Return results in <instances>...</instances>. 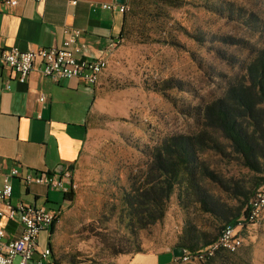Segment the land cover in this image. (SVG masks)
<instances>
[{
    "label": "rangeland",
    "instance_id": "1",
    "mask_svg": "<svg viewBox=\"0 0 264 264\" xmlns=\"http://www.w3.org/2000/svg\"><path fill=\"white\" fill-rule=\"evenodd\" d=\"M160 3L148 23L128 17L105 73L110 98H103L105 111L90 116L84 175L55 227L58 264H114L188 235L198 249L240 220L264 190V175L244 165L208 116L231 89L250 86L248 68L264 50V0ZM173 140L193 144L197 174L175 188L163 221L144 227L146 218L133 217L130 203L135 189L158 174L154 156ZM243 235V247L224 252V264H264V211Z\"/></svg>",
    "mask_w": 264,
    "mask_h": 264
},
{
    "label": "crops",
    "instance_id": "2",
    "mask_svg": "<svg viewBox=\"0 0 264 264\" xmlns=\"http://www.w3.org/2000/svg\"><path fill=\"white\" fill-rule=\"evenodd\" d=\"M115 3L117 0H45L21 2L14 8L0 4V48L15 47L22 52L61 48L73 31L80 30L79 43L86 46L80 57L90 60L106 58L111 64L121 48L126 17L117 10H105L102 6ZM106 71L97 86H88L77 79L57 82L45 79L39 64L25 83H20L10 70L1 69L0 169L7 172L18 167L22 172L54 173L72 167L76 180L81 181L84 150L91 135L90 116L105 111L103 98H110L111 94ZM41 95L48 98V109H42L37 103ZM64 196L43 186L27 188L20 180L13 181L14 203L35 204L63 212L72 203ZM55 205L59 208L54 209ZM0 228L4 229L7 240L18 238L22 231L17 221L2 220ZM38 244L41 249L51 247V262L58 264L52 229L40 234ZM206 247L202 245L198 250L175 245L160 251H142L121 256L114 264H170L175 258V248L190 253ZM205 264H224V252Z\"/></svg>",
    "mask_w": 264,
    "mask_h": 264
},
{
    "label": "built area",
    "instance_id": "3",
    "mask_svg": "<svg viewBox=\"0 0 264 264\" xmlns=\"http://www.w3.org/2000/svg\"><path fill=\"white\" fill-rule=\"evenodd\" d=\"M26 1L37 3L45 0H0V4L14 8ZM102 8L117 10L122 14L130 11L129 5L119 3L103 5ZM81 35L80 30L73 31L61 48L51 47L30 52H22L15 47L0 48V70H10L20 83H25L36 64H39L45 79L56 82L62 79H77L88 86H97L108 69L109 62L106 58L90 60L80 57L86 47L79 43ZM37 103L42 109H48L50 106L45 95L39 96ZM16 179L27 188L43 186L49 191L65 195L75 194L78 183L74 169L66 167L54 173L37 170L22 172L18 167H13L7 172L0 169V221H17L22 227L21 235L14 240H7L4 229L0 228V264H52L49 248L41 249L38 240L42 232L51 230L59 223V216L63 212L61 209L52 210L35 204L14 203L13 181ZM263 211L264 190L260 189L251 199L244 221H238V225L232 227H225V240L222 245L200 254L186 253L183 257H175L170 264L206 263L220 252L237 253L244 245V230L259 224Z\"/></svg>",
    "mask_w": 264,
    "mask_h": 264
},
{
    "label": "trees",
    "instance_id": "4",
    "mask_svg": "<svg viewBox=\"0 0 264 264\" xmlns=\"http://www.w3.org/2000/svg\"><path fill=\"white\" fill-rule=\"evenodd\" d=\"M167 1L169 0L125 1L124 4L130 6V11L124 14L126 18L122 37L126 33L129 16L139 15L145 23H148L150 22L148 20L153 17L154 10L161 7L160 2L167 3ZM248 70L250 86L231 89L228 93L227 103L220 102L215 110L209 108L208 116L223 131L235 152L241 156L244 165L251 171L264 175V50L259 53ZM196 160V152L190 140H173L171 145L165 147L164 152H158L154 156L158 174L135 189L136 195L130 203L134 211L133 217H137L139 213L140 220L146 218L144 227L163 221L167 202L175 188L183 185L184 182L193 183L188 178L193 179L197 174L196 168L193 166ZM64 198L73 202L75 194H67ZM248 210L242 218L247 216ZM239 218L240 216L229 221L227 226L235 225ZM227 226H224L222 231ZM54 231L55 226L52 228V233ZM198 243L197 238L188 235L182 238L177 246L196 249ZM209 244L204 243L203 245L208 246ZM140 252L142 251L138 250L135 253ZM191 252L195 253L194 251Z\"/></svg>",
    "mask_w": 264,
    "mask_h": 264
},
{
    "label": "bare ground",
    "instance_id": "5",
    "mask_svg": "<svg viewBox=\"0 0 264 264\" xmlns=\"http://www.w3.org/2000/svg\"><path fill=\"white\" fill-rule=\"evenodd\" d=\"M59 219H60V216H59ZM244 219H245V217L241 218L238 221H244ZM238 221H237V223L235 225H238ZM235 225H230V226H227V227H232V226H235ZM224 240H225V229L222 231L221 235L219 236V238L214 243H212L211 245H209L206 248H204V250H201V251H198V252H195V253L190 252V254H200V253H203V251L214 250L217 247V245H222ZM52 255H53L52 248L49 247L50 260H51Z\"/></svg>",
    "mask_w": 264,
    "mask_h": 264
},
{
    "label": "water",
    "instance_id": "6",
    "mask_svg": "<svg viewBox=\"0 0 264 264\" xmlns=\"http://www.w3.org/2000/svg\"><path fill=\"white\" fill-rule=\"evenodd\" d=\"M119 4H124L125 0H117ZM173 254L175 257H183L186 254V250L183 248H175L173 250Z\"/></svg>",
    "mask_w": 264,
    "mask_h": 264
}]
</instances>
